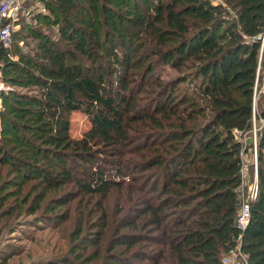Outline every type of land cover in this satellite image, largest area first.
<instances>
[{
    "label": "trees",
    "instance_id": "1",
    "mask_svg": "<svg viewBox=\"0 0 264 264\" xmlns=\"http://www.w3.org/2000/svg\"><path fill=\"white\" fill-rule=\"evenodd\" d=\"M39 1L42 26L28 24L29 49L19 46L25 26L14 47L0 43L8 84L0 90V171L9 164L0 177L20 172L106 195L126 182L124 169L128 183L151 171V194L129 222L149 240L136 264H223L238 245L247 264H264V129L244 228L236 224L242 142L233 132L252 123L264 0ZM160 64L178 74L153 88L159 100L149 110L131 78L154 76ZM101 65L116 86L97 76ZM74 111L91 122L81 136L72 133Z\"/></svg>",
    "mask_w": 264,
    "mask_h": 264
},
{
    "label": "rangeland",
    "instance_id": "2",
    "mask_svg": "<svg viewBox=\"0 0 264 264\" xmlns=\"http://www.w3.org/2000/svg\"><path fill=\"white\" fill-rule=\"evenodd\" d=\"M17 7L10 48L17 42L16 34L21 26H25L23 33L19 34V46L28 50L33 43L28 24L41 27L34 15L45 9L39 0H20ZM90 45L92 51L98 52L95 43ZM101 74L111 78L108 81L113 87L117 85L116 75L105 71L102 65L97 69V76ZM177 74L171 65L160 64L154 76L147 75L145 78L141 74L133 75L132 80L135 81L133 77H136V83H132L135 92L140 86L144 87V91L137 96L142 107L154 110L159 94L153 88L159 86L161 80H174ZM7 87L0 71V90ZM182 89L186 91L187 84H183ZM263 106L264 97L259 104V111ZM90 123L85 112L74 111L71 116L73 135L81 136ZM162 140L166 146H170L172 139L163 136ZM257 151L259 159V146ZM254 154L253 147L248 154L247 182L255 180ZM8 165H4L0 176L6 174ZM124 173H127L126 182L111 186L106 195L89 192L74 182L51 187L37 179H27L20 172L9 171L7 179L0 177V207L4 208L0 211V264H136L140 255L138 246L147 245L149 240L143 239L145 233L142 232V237L137 232L140 229L133 228L129 222L131 218L135 219L137 208L142 204L141 196L145 199L151 194L148 185H145L151 177V171H148V178L143 176L133 183H128L130 172L124 169ZM5 224L7 227L2 229ZM135 239L137 243H134ZM151 263H154L153 259Z\"/></svg>",
    "mask_w": 264,
    "mask_h": 264
},
{
    "label": "built area",
    "instance_id": "3",
    "mask_svg": "<svg viewBox=\"0 0 264 264\" xmlns=\"http://www.w3.org/2000/svg\"><path fill=\"white\" fill-rule=\"evenodd\" d=\"M20 0H0V43L6 48L11 47L13 39V19L17 14V4ZM11 16V18H10ZM259 42V52H258V64L256 67L255 83L253 87L252 96V120L251 127L248 130H241L234 128L236 138L242 142L241 156L243 159L242 164V176L243 181L240 184V192L244 195V201L242 206L239 208L236 216V224L244 228L250 219V203L249 198L254 197L257 193V159H258V141L260 139V134L264 129V116L259 111V100L264 94V26L263 30L254 38ZM247 136L250 139L247 140ZM245 146V147H244ZM247 147V151H246ZM254 147L255 154L254 160L256 164L255 175L253 181L246 184V173L249 167L248 154ZM240 245L232 249L230 252L224 255L223 264H247V259L245 255L241 252Z\"/></svg>",
    "mask_w": 264,
    "mask_h": 264
}]
</instances>
